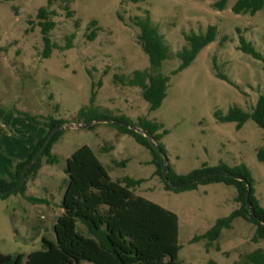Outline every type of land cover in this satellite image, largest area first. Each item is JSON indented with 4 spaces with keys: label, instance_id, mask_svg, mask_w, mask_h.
I'll return each mask as SVG.
<instances>
[{
    "label": "rangeland",
    "instance_id": "obj_1",
    "mask_svg": "<svg viewBox=\"0 0 264 264\" xmlns=\"http://www.w3.org/2000/svg\"><path fill=\"white\" fill-rule=\"evenodd\" d=\"M218 1L55 0L49 7L55 11L53 42L64 46L69 35L76 37L73 47L55 48L50 57H44L37 15L49 6V0H0V176H7V167L15 168L36 137L48 134L46 125L29 116L69 120L53 146L59 160L49 164L43 159L48 166L33 192L49 203L32 202L21 193L0 197V253L27 255L43 248V235L56 239L53 224L63 213L67 159L84 145L95 148L114 180L146 179L133 190L134 197L178 214L180 264H247L246 255L264 249V239H253L256 225L242 217L211 243L208 238L196 239L218 218L241 206L235 186L211 183L194 190H167L148 148L131 135L120 138L122 133L111 123L96 121L90 129L81 127L85 123L78 118L80 109L91 106L135 123L142 117L158 121L168 130L162 142L170 168L188 174L204 164L214 167L224 162L234 167L243 163L253 175L256 196L264 207V162L257 155L264 148V130L253 119L238 129L236 122H221L215 115L217 110L227 114L235 105L251 111L264 94V62L239 49L238 31L264 55V8L255 15L237 14L232 9L237 0H229L223 10L216 7ZM68 9L73 11L71 16ZM148 14L170 49L160 69L164 75L181 64L177 52L188 45L185 33L206 32L209 25L219 31L189 67L171 75L167 97L154 111L139 86L121 82L137 70L150 68L149 55L138 40L141 29L135 24L138 16ZM92 20L97 24L91 25ZM93 31L97 37L91 40ZM219 72L229 80L218 76Z\"/></svg>",
    "mask_w": 264,
    "mask_h": 264
},
{
    "label": "trees",
    "instance_id": "obj_2",
    "mask_svg": "<svg viewBox=\"0 0 264 264\" xmlns=\"http://www.w3.org/2000/svg\"><path fill=\"white\" fill-rule=\"evenodd\" d=\"M54 1L49 0V6L41 8L37 15L45 43L44 57H50L55 48L65 50L73 47L76 37L75 33L69 35L67 44L64 46L53 42L51 32L56 22L52 15L55 11L50 10L49 7ZM228 1L219 0L215 5L219 10H223L227 7ZM263 8L264 0H237L232 9L237 14L255 15ZM72 14L73 11L68 9V15ZM120 18L123 20L121 16ZM90 24H97V20H92ZM135 24L141 29L138 40L143 50L149 55L150 68L137 70L126 80H121L120 76L116 75V80L118 82L121 80L125 85L139 86L143 97L150 103V109L154 111L161 107L167 97L171 75L189 67L200 52L215 41L219 31L216 25H209L206 32L185 33L188 45L177 52L181 64L170 75H164L160 69L163 62L170 56V49L164 36L152 22L149 14L145 17L138 16ZM76 25L80 26L78 20ZM238 31L240 33L239 49L264 62V55L245 38L241 29ZM96 37L97 31L89 34L91 40ZM218 76L229 80L224 73L219 72ZM91 101L93 105L95 93ZM215 115L221 122H236L238 129L242 128L248 120L253 119L264 130V94L260 95L251 111L235 105L227 114L217 110ZM29 117L35 122L46 125L48 134L39 139L26 160L19 161L14 169L6 168L7 176H0V189L3 191L10 190L21 181L24 167L34 159L49 133L55 127L69 123V120L65 118L53 116L45 120H40L36 116ZM78 118L79 123L85 124L98 120L111 123L118 131L133 136L137 142L148 148L154 156L153 161L157 166L156 174L162 177L167 190L177 192L194 190L199 185L211 183H225L237 188L236 199L241 206L228 216L218 218L208 231L196 239L208 238L210 243L217 240L223 229L230 228L238 217L256 225L254 241L264 239V207L256 196L254 178L247 165L242 163L230 167L222 162L214 167L204 164L188 174H179L172 168L168 173H164L167 151L162 140L168 134V130L162 123L144 117L139 118L138 123H135L129 117L107 115L96 111L91 106L80 109ZM119 122L129 123L142 128L143 131H149L152 138ZM95 125L94 123L89 128L92 129ZM65 131L66 129L61 130L55 135L44 155L28 171L26 185L14 192L15 194L21 193L35 203L48 201L28 195L27 184L29 178L42 167L45 157L49 164L58 162V155L53 153L52 149ZM152 139L161 147L162 153L153 145ZM257 155L259 160L264 162L263 147L258 149ZM66 172L69 181L62 199L63 213L54 225L56 239L50 240L44 237L43 248L27 255L0 253V264H81L82 262H88V264H180L179 255L182 246L178 242L180 231L178 214L157 202L133 196V190L144 183L145 178L124 176L114 180L89 145H84L72 153L67 159ZM8 196L0 194L2 198ZM80 224L85 230L79 227ZM246 263L264 264V249L258 248L246 255Z\"/></svg>",
    "mask_w": 264,
    "mask_h": 264
},
{
    "label": "water",
    "instance_id": "obj_3",
    "mask_svg": "<svg viewBox=\"0 0 264 264\" xmlns=\"http://www.w3.org/2000/svg\"><path fill=\"white\" fill-rule=\"evenodd\" d=\"M103 120H98L97 122H100ZM96 121L90 122L88 124H81V127L84 128H89L90 126H92ZM119 124L122 125H126L129 126L131 128L136 129L139 132H143L146 136H149L150 138H152V134L149 131H143L142 128L135 126V125H131L129 123H124V122H119ZM69 126L68 125H63V126H57L55 127L48 135L47 139L45 140L43 146L41 147V149L39 150V152L36 154V156L34 157V159L29 162L28 164H26V166L24 167L22 174H21V181L13 188H11L10 190L7 191H3L0 189V194L4 195V196H8L10 194H13L14 192H16L17 190H19L21 187H23L24 185H26L27 183V174L28 171L37 163V161L44 155L45 151L47 150V148L50 146L51 142L53 141V138L55 137V135L64 129H67ZM153 145L157 147L158 151L162 153V149L160 146H158V144L152 139ZM170 170V166L168 164V157L165 156V164L163 167V172L164 173H168ZM216 174V173H214Z\"/></svg>",
    "mask_w": 264,
    "mask_h": 264
},
{
    "label": "crops",
    "instance_id": "obj_4",
    "mask_svg": "<svg viewBox=\"0 0 264 264\" xmlns=\"http://www.w3.org/2000/svg\"><path fill=\"white\" fill-rule=\"evenodd\" d=\"M127 135H129V134H124V133H122L121 135H120V138H122V137H124V136H127ZM46 136V135H45ZM44 137V136H43ZM42 138V137H41ZM39 139H40V137H36L35 139H34V141L32 142V144L27 148V150H25L24 151V153H22V155H21V159H19V161H23V160H25L26 158H28V156L30 155V153L32 152V150L34 149V147L36 146V144H37V142L39 141ZM60 140H61V138H60ZM55 145V144H54ZM91 147V146H90ZM94 151H95V148H93V147H91ZM52 151H53V153H56V149H55V147L52 149ZM57 154V153H56ZM44 165V164H43ZM42 165V167L38 170V172H37V174H36V177L33 179V180H30V181H28V188H27V194L28 195H31V196H33V192L36 190V183H38V179H39V177L41 176V174H42V172H43V170L45 169V168H47V166H43ZM51 175V174H50ZM24 197V196H23ZM48 200V199H47ZM49 201V200H48ZM46 202V203H49V202ZM63 209V208H62ZM61 215V214H60ZM59 215V216H60ZM55 223H56V221L54 222V224L53 225H55ZM45 230L46 231H48V228H46L45 227ZM46 233V232H45ZM44 237H46V238H48V239H50V240H52L50 237H47V235H43V238ZM31 253V252H30ZM29 254V253H28Z\"/></svg>",
    "mask_w": 264,
    "mask_h": 264
}]
</instances>
